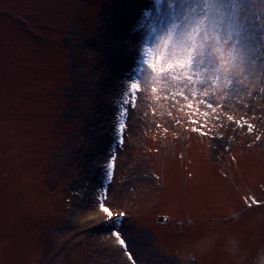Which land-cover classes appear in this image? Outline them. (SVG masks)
Instances as JSON below:
<instances>
[{
  "label": "rangeland",
  "instance_id": "1",
  "mask_svg": "<svg viewBox=\"0 0 264 264\" xmlns=\"http://www.w3.org/2000/svg\"><path fill=\"white\" fill-rule=\"evenodd\" d=\"M208 2L0 0V264H132L93 208L105 189L129 213L122 235L137 264H264L262 85L214 100L227 107L204 137L188 109L152 92L147 48L167 55V29ZM249 10L259 49L261 0ZM133 77L143 91L121 145L117 102Z\"/></svg>",
  "mask_w": 264,
  "mask_h": 264
},
{
  "label": "snow or ice",
  "instance_id": "2",
  "mask_svg": "<svg viewBox=\"0 0 264 264\" xmlns=\"http://www.w3.org/2000/svg\"><path fill=\"white\" fill-rule=\"evenodd\" d=\"M249 3L250 0H209L200 11L191 9L188 15L178 18L179 23H173L167 29L161 45L167 50V55H156L151 47L147 48L146 63L154 77L152 92L164 93L163 97L157 95L156 99H170L172 107L177 111L188 109L191 131L202 137L214 132L208 122L220 121L221 113L227 107L223 103H214V100H226L235 90L242 102V96H251L257 83L262 85L259 91L264 92V42L257 49L251 29L247 26ZM261 4L264 7V0H261ZM148 11L145 10V16ZM261 30L264 31V27ZM257 51L260 53L259 61L256 59ZM170 80L174 81L175 90L158 89L155 86L157 81ZM142 91L140 79L133 77L127 81L118 99L114 132L121 145L124 142L129 110L136 107ZM168 115L172 116L175 123L181 122L171 110ZM227 119L232 121L234 117L227 115ZM236 123L241 129L247 126L248 133L253 132L255 127L246 119ZM254 139L260 140L261 136H255ZM115 166L116 156L111 154L105 165L108 178H111ZM252 202L257 201L252 198ZM113 207L108 202L106 189L96 197L93 205L94 209L106 216L101 224L111 226V235L125 250L132 264H137L133 254L127 251L128 244L122 235V226L129 218V213L113 211Z\"/></svg>",
  "mask_w": 264,
  "mask_h": 264
},
{
  "label": "water",
  "instance_id": "3",
  "mask_svg": "<svg viewBox=\"0 0 264 264\" xmlns=\"http://www.w3.org/2000/svg\"><path fill=\"white\" fill-rule=\"evenodd\" d=\"M165 218H159L160 221H163Z\"/></svg>",
  "mask_w": 264,
  "mask_h": 264
}]
</instances>
